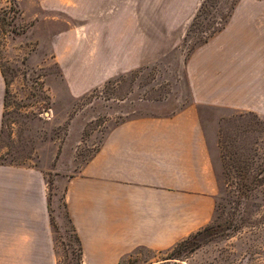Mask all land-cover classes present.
<instances>
[{"label":"crops","instance_id":"0c3cea01","mask_svg":"<svg viewBox=\"0 0 264 264\" xmlns=\"http://www.w3.org/2000/svg\"><path fill=\"white\" fill-rule=\"evenodd\" d=\"M112 1L120 11L87 15L81 50L66 39L72 51L55 54L73 99L111 79L140 77L129 72L179 48L199 8L183 13L168 3L138 13L129 0V36L122 40L123 0ZM112 18L119 19L113 37L92 30ZM182 71L190 91L186 104L114 123L89 158L76 170L72 163L64 200L83 247L82 264H121L139 248L167 249L212 221L224 116L264 120V0H237L224 24L191 50ZM6 91L0 64V138ZM207 109L215 125L211 137ZM49 196L42 169L0 163V264H59Z\"/></svg>","mask_w":264,"mask_h":264},{"label":"rangeland","instance_id":"374dc122","mask_svg":"<svg viewBox=\"0 0 264 264\" xmlns=\"http://www.w3.org/2000/svg\"><path fill=\"white\" fill-rule=\"evenodd\" d=\"M203 0H135L133 9L190 12ZM237 0H205V7L179 48L129 72L140 77L111 79L71 98L59 51L81 50L92 12L120 11L119 3L96 0H0V64L7 78L0 163L44 171L59 264H78V241L68 217L64 187L116 122L143 112L175 110L190 100L183 63L211 30L224 24ZM174 2V3H173ZM129 0L122 4V40L129 36ZM125 4V6H124ZM115 6V7H114ZM140 15V14H139ZM118 18L92 30L113 37ZM72 43L68 47L65 40ZM68 49V50H67ZM75 50V49H73ZM76 70L70 68V73ZM209 137L215 125L209 111ZM212 125H214L212 127ZM216 158L219 193L212 221L198 233L163 250L139 248L121 264H264V120L246 113L224 116ZM77 140L73 146L69 141ZM73 159V160H72Z\"/></svg>","mask_w":264,"mask_h":264},{"label":"trees","instance_id":"16d2710c","mask_svg":"<svg viewBox=\"0 0 264 264\" xmlns=\"http://www.w3.org/2000/svg\"><path fill=\"white\" fill-rule=\"evenodd\" d=\"M204 7H205V0L202 1V3L200 4L198 10L196 11V13H195V15H194V17H193V19H192V21H191L189 27H188L187 34H186L185 38H187V35L189 34L190 30L193 28V25L195 24L197 18H198L199 15L201 14V11L203 10ZM220 27H221V26H219L218 28H215V29L211 30L210 34H212L213 32H215V31H216L217 29H219ZM210 34H209V35H210ZM209 35H208L207 37H205L204 40H207L208 37H209ZM72 225H73V224H72ZM208 225H209V224H208ZM205 227H206V226H205ZM205 227H204V228H205ZM73 229H74V231H75L76 239H77V241H78V252H77V255H76V257H77V262H78V264H82V258H83V247H82V244H81L80 237H79V235L77 234V232H76L74 226H73ZM199 231H200V230H199ZM199 231H197L196 233H198ZM187 238H188V237H187ZM185 239H186V238H185ZM185 239H183V240H185ZM183 240L178 241L176 244H179V243L182 242Z\"/></svg>","mask_w":264,"mask_h":264}]
</instances>
